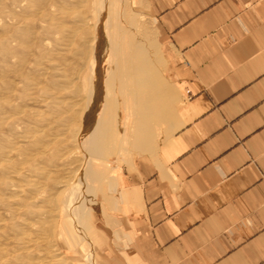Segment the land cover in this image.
Here are the masks:
<instances>
[{
    "label": "crops",
    "instance_id": "obj_1",
    "mask_svg": "<svg viewBox=\"0 0 264 264\" xmlns=\"http://www.w3.org/2000/svg\"><path fill=\"white\" fill-rule=\"evenodd\" d=\"M172 132L100 216L98 264H264V0H149Z\"/></svg>",
    "mask_w": 264,
    "mask_h": 264
},
{
    "label": "rangeland",
    "instance_id": "obj_2",
    "mask_svg": "<svg viewBox=\"0 0 264 264\" xmlns=\"http://www.w3.org/2000/svg\"><path fill=\"white\" fill-rule=\"evenodd\" d=\"M96 1L0 0V149L12 150L11 159L15 161L16 169H19L20 173L18 178L23 179L24 177L26 181H20V184V179H10L21 191V200L18 199L17 203L13 204L12 198L1 186L0 176V264H28L30 260H41L43 256L37 253V249L46 252L50 247L56 255L58 253L57 256L60 257L62 264L65 262L66 264H89L87 259L89 255H92L94 264H98L99 250L103 243L98 231L100 216L105 219L106 216L113 214L115 197L120 192L123 181L131 176L133 159L152 153L172 132L171 126L168 124L170 115L172 116L179 101V92L165 71L164 50L149 0H107L109 10L113 14L112 23L119 20V28L127 31L134 39V43L145 53L155 77L162 84L156 85V87L154 85L152 93L155 97H159L160 92L165 95L163 109L170 114L167 115V122L165 121L167 124L158 119V111L147 119L148 122L145 121L142 124V128L145 130L150 128L153 135V149L147 152L144 148L143 138L136 134L138 121L133 122L131 118L127 135L131 132L133 137L127 138V141H121L124 120V116L121 115L119 124L116 125V149L101 150L99 160H96L101 164L98 168L101 171L102 181L94 183L91 201L82 221V231H85V234L82 232L84 241H81L79 237L76 224L61 214L59 219L57 218L52 224V232L50 234L45 232L46 234L42 237L45 238L44 244L41 247H29V250L26 251L19 247L18 239L22 237V234L19 233H26L30 238L37 236L26 225L27 222L30 223L33 220L30 213L31 210L33 211V206L31 207L29 204L32 195L28 193V184L33 185L34 183L36 186H40L39 183L42 184L40 186L42 189L41 200L44 204L39 203L44 209L46 202L56 197L57 190L52 187L53 182L64 177L63 173L68 168L74 167L73 165L69 166V161L65 159L69 149L72 150V146L68 142L72 132L61 127L58 128L57 124L59 125L61 122L52 119V117H55L56 113L59 116L61 112L47 104L43 105L41 99L43 96L45 97V92H53L50 98L53 97L52 100L55 99V102H67L68 104L75 101L66 90H57L54 87L53 80L55 79L50 75V70L53 67H60L61 75L67 80L66 83L71 82L70 85H73L81 95H84L87 84L85 74L81 72L80 61L75 56L80 48V36L82 37L84 33L80 30L75 33L76 35L71 36L68 33L75 30L76 25L78 26V16L87 18L86 20L90 18V23L93 22L92 8ZM60 37H64V41H61ZM72 39L73 41H71ZM66 41H70L69 51L64 53L58 51L57 49ZM20 111H23L21 118H14V113ZM8 117L12 119H6ZM52 120H55L54 124H51ZM132 122L134 130L131 128ZM32 134H36L35 139H26V142L22 140L23 136L30 137ZM53 135L63 137V144L57 141L53 144L50 141L54 138ZM17 154H21V157ZM93 166L97 167L95 164ZM38 172L43 177H38ZM7 177L9 176L7 175ZM109 177H113L115 181L113 190L110 187ZM55 190L56 192H54ZM13 209L18 210L13 212ZM12 212L13 214H11Z\"/></svg>",
    "mask_w": 264,
    "mask_h": 264
},
{
    "label": "bare ground",
    "instance_id": "obj_3",
    "mask_svg": "<svg viewBox=\"0 0 264 264\" xmlns=\"http://www.w3.org/2000/svg\"><path fill=\"white\" fill-rule=\"evenodd\" d=\"M77 2H79V0H77ZM92 9L94 13L93 22L90 23V18L86 20L87 18L85 19L78 16V26L76 25V29L69 32L70 34L68 33V35L71 36L76 35L75 33L79 30L84 33L82 37L79 35L81 38L79 44L80 48L75 53V56H77V59L80 61V69L81 72H84L87 83L84 95H81L73 85H70L71 82L66 83L67 80L61 75L60 67H53L50 70V75L55 79L53 80L55 83L54 87L57 88V90H66L75 101L74 103L68 104L67 102H55V99L52 100L53 97L50 98L53 92H45V97L43 96V99H41L43 105L47 104L61 112L59 116L56 113L54 115L55 117H52V119L54 118L56 121L59 120V122H61L59 125L57 124L58 128L61 127L72 132L71 139L68 141L72 146V150L70 151L68 148L69 153L67 152L68 154L65 159L69 161V166L73 165L74 167L68 168V171L66 170V172L63 173L64 177L53 182L54 184H52V187L57 190V194H55L56 197L53 196L54 198H48L49 200L46 202L44 209L40 205V203L44 204L41 200L42 189L40 186L42 184L39 183L40 186H36L34 183L33 185L28 184V193L32 195L30 197L31 203L29 204L31 207L33 206V211H30L33 220L30 223L27 222L26 225L29 226L37 236L30 238L28 234L26 235V233L20 231L21 233L19 234H22V237L18 239L20 245L18 246L24 251L29 250V247H41L45 240V238L42 237H44L46 233L50 234L52 232V224L61 214H63V216L65 215L69 221H73V223L76 224L79 237L81 241H84L83 233L85 231H82V221L86 216L87 207H89L88 205L91 201L94 183H100V181H102L101 171L100 168H98L101 164L96 160H99V152L101 150L116 149V125L119 124V120L122 117L121 115L124 116L121 141H127V138L133 137V133L131 132L127 135L128 125L131 119H133V122L138 121L136 134L143 138L142 141L145 151L147 152L153 149V135L151 129H143L142 124L147 121L152 114L154 116V112L156 111L159 112L158 119L161 122H167L168 119L167 115L169 113L163 109V99L165 95L160 92V96L155 97L152 93L154 92V85L156 87V85L160 86L162 84L158 81V78L155 77V73L150 66L151 63L148 62L145 53L134 43V39H132L127 31L119 28L118 19L116 23H112L113 14L109 10L107 0H97ZM90 12L92 13V10ZM60 39L64 41V37H60ZM73 39L71 41H73ZM69 48L70 41H66L57 50L64 53L68 52ZM47 71L45 72L47 73ZM45 72L43 73L45 74ZM54 92L56 91L54 90ZM22 114L23 111H20L14 113L13 116L14 118H21ZM9 118L11 117L6 119ZM54 121H50L51 124H54ZM133 122L131 128L134 130ZM37 130L31 131L36 132ZM25 136H27L26 133ZM35 137L36 134H32L30 137L23 136L22 140L26 142V139L33 140ZM53 137L52 140L50 139L52 143L56 141L60 143L64 142L63 137L59 135H53ZM18 138L20 139L21 137L19 136ZM41 145L43 146V144ZM42 150L44 149L42 148ZM11 154L12 150L0 149V176L2 179L1 186L5 188L4 190L9 194V197L12 198V203L14 204L21 198V191L10 179H20L19 182L26 181L24 177L23 179L18 178L20 174L19 169H16L17 165L14 163L15 161L11 159ZM21 154H19L20 156L17 155L21 157ZM14 160L16 159L14 158ZM93 164L97 165V167H92ZM7 175L9 177H7ZM38 177L41 178L43 175L39 173ZM109 181L111 190H113V184L115 182L113 177H109ZM43 182L46 183L45 181ZM56 190L54 192H56ZM58 199H60V201H58ZM22 200L24 199L22 198ZM17 210L13 209V212ZM13 212L11 214H13ZM32 250L34 249L32 248ZM28 253L31 254L29 251ZM37 253L43 256L42 259L37 261L30 260L28 264H62L59 259L60 257L57 256L58 253L56 255L51 247L46 252L37 249ZM92 258V255L87 256L89 264H94ZM47 259L48 261H46Z\"/></svg>",
    "mask_w": 264,
    "mask_h": 264
}]
</instances>
